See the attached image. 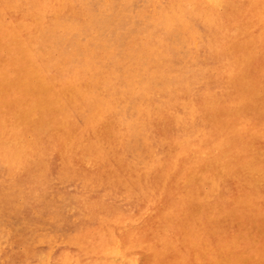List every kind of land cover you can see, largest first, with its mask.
Wrapping results in <instances>:
<instances>
[{"label": "rangeland", "instance_id": "374dc122", "mask_svg": "<svg viewBox=\"0 0 264 264\" xmlns=\"http://www.w3.org/2000/svg\"><path fill=\"white\" fill-rule=\"evenodd\" d=\"M0 1V18L2 19H0V60H3V62L5 61L4 63L0 61V67L2 66L0 69V122L4 123L3 125L1 124L2 127L0 125V133L3 131L0 134V155L1 152L2 154H4L0 156V264H143V262H145L144 264H253L255 263V261H259V263L257 262L258 264H264V104H262L264 103L262 102L264 101V65H262L264 63V0H234V2L233 0H24L25 2L23 0H8L9 2H6L7 0ZM9 3L11 5H9ZM169 4L172 5L170 6ZM261 4H263V6ZM28 5H31V8ZM14 6L17 9H15ZM19 7L20 9H18ZM24 7L27 8L25 9ZM81 7L84 8L80 9ZM203 7L205 8L203 9ZM193 8L198 12L193 10ZM73 10L75 11V13L73 12ZM190 10L192 11V13H190ZM203 10L206 12H203ZM47 11L49 13H47ZM76 11L77 13L79 12V15L76 13ZM187 11L189 12V14ZM83 13L85 14L81 15ZM75 14L77 15L75 16ZM69 15H71V17ZM251 15L254 16L252 17ZM188 16L192 17L188 18ZM199 16L201 17V19ZM79 17H81V19H79ZM213 22L215 25H213ZM228 23H230L231 25L233 23V25H228ZM4 25H6L7 27H4ZM205 25L207 28L205 27ZM20 26L21 28L19 29ZM210 26H214L215 28H210ZM218 27H220V31L222 32L221 36L223 34L222 37L220 36ZM14 28H17V30ZM53 28L55 29L53 30ZM162 28L163 32L161 30ZM152 29L155 32V35H153V31L149 32ZM252 31L255 36H253L254 34H252ZM202 32L204 33L202 34ZM209 32H211L210 34L212 36L210 34H207ZM38 35L42 38L40 37L39 39ZM192 36H194V38L196 39L195 41ZM248 36L250 38H248ZM174 39L176 40V42L174 41ZM33 40H35L36 43ZM50 40L52 43L49 42V44L51 43L49 45L48 41ZM224 40L226 41L224 42ZM227 41H229V43ZM212 42L213 44H211ZM217 42L221 43H218L217 45ZM26 43H29V46ZM31 43L35 44V48ZM201 43H203V45H206V48H204ZM37 44L38 46H36ZM22 45L25 47H23ZM54 48L57 51H55ZM48 49L49 51L47 52ZM158 49L163 50L160 51ZM195 49L197 50L195 51ZM224 49H226V52ZM169 50H171V52ZM229 52L232 53V55L228 54ZM213 54L214 58H212ZM50 55H53L54 57ZM204 56L206 58H204ZM41 57H44V59ZM33 58L37 61H35V64L33 63ZM215 58H217V60H215ZM220 58H222L223 60ZM6 59H8L9 61ZM205 59L208 63H206V61L204 62ZM208 59L211 60V62ZM228 59L230 61H228ZM62 62H66V64ZM239 62L241 63L239 64ZM230 63L232 64V66ZM39 64L41 65L39 66ZM55 64L56 68L54 67ZM50 66L51 69L49 68ZM46 68L49 70L46 71ZM260 68H262L263 70H261ZM224 69L226 70L224 71ZM61 70H64L65 72ZM234 70H236V72L238 73H236ZM240 70H242V73ZM218 71L220 72L218 73ZM9 72L12 76H7ZM186 72H188V74ZM46 73L48 77L46 76ZM227 74L232 76L228 77ZM235 75H237V77ZM240 76L243 77L241 78ZM230 77H232V79ZM239 78L241 79L239 80ZM73 80L74 82H72ZM210 80L213 83H211ZM254 80H256V82ZM240 81L242 82L239 84L238 82ZM244 81L246 82L245 84ZM262 81L263 83L261 84ZM222 82L225 83L223 84ZM242 83L244 84V86ZM233 84L235 85V87L233 86ZM261 85L262 87H260ZM232 86L234 87V89L238 88V92L236 89V91H234ZM13 87H15L14 90ZM84 87L86 89H84ZM169 87H171L172 89H170ZM205 87H208V91H206L207 89ZM99 88H101L100 91ZM186 88H188L189 90ZM258 88L259 91L257 90ZM103 90H105L106 95L104 94ZM171 90H173V92ZM194 90L195 92H197L198 90L197 94H199L197 95L195 92H193ZM10 92H12L13 94H9ZM80 92H83V94ZM100 92L102 93L100 94ZM226 92L229 95H227ZM241 92L242 95L243 93L245 95L241 96ZM78 93H80L81 96ZM194 94L197 96H194ZM127 95L129 96L127 97ZM170 95H172V99ZM7 96H9V98ZM150 96H152V100ZM244 96H246L247 98L245 97L243 99L242 97ZM114 97L116 98L114 99ZM224 97L229 98L225 99ZM234 97L236 98L234 99ZM251 97L253 99L255 98V102L256 100L259 102L253 104L254 101ZM182 98H184L185 101ZM82 100L83 106L80 105L82 103ZM149 100L152 102H150ZM191 100L193 102H191ZM220 101L222 104L220 103ZM237 101L243 102L244 104L239 102L240 105L238 106L239 103H237ZM71 102H74V105ZM185 102L187 103V105H189V107ZM251 103L252 105H250ZM191 104H197V106H191ZM229 104H234L232 105L234 109L233 107H230L231 105L228 106ZM13 105L15 109L14 107H12ZM253 105L256 106L253 107ZM170 106L173 107L171 108ZM84 109L86 112L84 111ZM196 110L200 114H198ZM191 111H193L194 114ZM64 112L66 115H64ZM181 112L183 113L181 114ZM239 112H241V114ZM251 112H254V115ZM172 113H174V115L176 116H173ZM185 113H187L186 116ZM106 114L111 115L105 116ZM163 115H165L164 119L160 118ZM199 115L204 117V120H202L203 118ZM75 116L77 119L74 118ZM197 116L199 119L197 118ZM9 117H11V119H8ZM176 117L177 119L175 120L174 118ZM206 117L209 118L206 119ZM91 119H93V121ZM211 119L215 120L216 122L217 120H219L220 123L219 121L217 122L219 126H217L216 123L214 124V121L211 122ZM188 120L189 122H191V124L188 123ZM199 120L200 122H198ZM9 122L11 123L7 124ZM205 122L208 124H206ZM197 123L198 125H200L199 123H201V126H198ZM202 124L205 125V127H202ZM210 124L214 126L212 127L210 126ZM175 125L177 128L175 127ZM229 125L233 129H228V127L231 128ZM238 126L240 127L238 128ZM116 127H118L119 129ZM121 127H123V131H120ZM208 127L209 130L210 127L219 129L218 131H216L215 129L213 130L211 128L210 131L213 132L211 133L207 129ZM220 127L224 128L222 129ZM153 128H155L156 130L154 131ZM181 129H183V131ZM201 129H205L204 133ZM238 129L239 131H237ZM15 130L17 131L15 132ZM206 131L210 132L211 134ZM233 131L234 133L236 132V135L231 134L233 133ZM217 132H219L220 134H218ZM74 133H77V136ZM161 133L164 135V137ZM171 133H173L174 137L171 136ZM227 133L229 134V136H227ZM223 134L225 135V137ZM240 134L243 137H241L242 140L239 137ZM215 135L219 138H214ZM45 136L47 138H45ZM49 138H51V140ZM95 138L97 140H95ZM177 138L179 141L177 140ZM223 138H226L225 141H223ZM54 139L55 142L53 141ZM221 139H223L222 145L220 143ZM207 140L208 142H206ZM2 141L4 142V144H2ZM239 141L241 142L239 143ZM39 142L41 143V145L39 144ZM209 142L211 143L210 145ZM205 143L207 145H205ZM242 144H244V149L242 148ZM79 145H82L83 147ZM240 145L241 148H239ZM2 146L3 148H1ZM199 146L200 149L198 148ZM202 146H204L205 148H201ZM182 147L184 148V150ZM208 149H210V151H207ZM43 150H46L47 152H44ZM245 150L247 153H240ZM92 151H94V153ZM223 151L226 152V154ZM230 151L233 152L231 155ZM41 152L43 153L41 154ZM205 152H207V155L205 154ZM255 152L259 154L257 155ZM79 153L85 155L82 156ZM221 153H224L223 156H221ZM98 154H100L99 158ZM128 154L129 157L127 156ZM251 154L253 157H251ZM29 155L34 156L35 161L33 160V157ZM196 155H200L202 161L200 159V156L198 157ZM205 155L207 157H205ZM214 155H216V159H213L215 158L213 157ZM92 156H97V158ZM254 156L257 157L254 158ZM203 157H205V160H203ZM247 157L248 159L250 157V160L246 159ZM195 158L197 159V162ZM218 158H220L221 160ZM18 159L21 160L18 161ZM36 159L39 161H36ZM93 159L95 160L93 161ZM208 159H210V161H206ZM243 159H245V163H242L244 162ZM90 160L91 162L93 161L92 164L90 163ZM114 160H116L118 163ZM174 160H176L177 163ZM183 160L186 162H184ZM217 160L220 161L218 162ZM259 160L263 161L261 162ZM121 161H124L127 165L124 162L122 164ZM168 161L171 163H169ZM203 161H205V163ZM18 162H21L23 165L21 163L19 164ZM213 162H215V165L213 164ZM233 162L235 163V165L238 164L237 167H234ZM25 163L28 164L24 167ZM80 163L83 164V168L81 167V169ZM160 163L162 164V166ZM255 163H258L257 166H254L256 165ZM157 164L159 167L156 166ZM194 164L197 166H195ZM71 165L73 166V169ZM118 165L119 167H117ZM122 165L125 169L122 167ZM227 165L229 167L231 166V169ZM164 166L166 167L164 168ZM175 166H180V168L175 169ZM181 166L184 168H182ZM113 167H116V169H114ZM260 167H262L261 170H259ZM86 168H88V170H86ZM93 168L94 170L91 171ZM170 168L173 172H170ZM26 169H28V173H26ZM107 169L108 171H106ZM122 169L124 170L122 171ZM163 169H165V171ZM23 170L25 171V173ZM78 170L80 171V174ZM159 170L161 172L163 170V172L161 173ZM189 170L192 171L190 172ZM53 171L54 173H52ZM126 171L128 172L126 173ZM240 171L242 172V174ZM46 172L49 174H47ZM186 172L188 174H186ZM222 172H224L223 175L221 174ZM226 172L231 175V177ZM246 172L247 174H249L247 175ZM33 174L36 175L32 176ZM103 174L105 175L103 176ZM204 174L205 176L209 174L211 178L209 175L205 178ZM219 174H221V176ZM217 175L218 177L220 176L222 178H218ZM186 176H189V178ZM192 176L195 180L193 178H190ZM257 176H259L260 178H257ZM166 177L168 178L167 180ZM198 177H200L201 179ZM140 178L143 179V181ZM192 179L194 182L192 181ZM183 180L186 181L184 182ZM218 180H221V182H219ZM175 181L178 182L176 183ZM158 182L160 184H158ZM188 182L190 183L189 185H187ZM213 182L215 184H212ZM242 182H244V184ZM251 182L252 184H254L252 185ZM182 183H186V185L184 184L185 189ZM239 184L241 185V188ZM245 184L246 186H244ZM33 185L35 188L33 187ZM144 185H146V187ZM255 185H257L256 188H251L255 187ZM230 186L231 188H229ZM167 187H169L170 189L168 188L167 190ZM219 187H222V189ZM217 188H219V190ZM198 190L200 193L198 192ZM179 191L181 193H184L181 194ZM94 193L96 194L94 195ZM173 193H175L177 197L174 196ZM188 193L193 195L190 196ZM89 195L91 197H89ZM185 196H190L191 199H189L190 197L187 198ZM211 196L214 197V201ZM156 197H160V200ZM163 197H165L167 200ZM193 197H197L195 203L197 201L200 203L197 202L195 204L193 201ZM219 197L222 199H220ZM112 198L115 200H112ZM185 198L187 199L185 200ZM178 199L180 200V202H183L184 200L185 202L180 203ZM129 200H131L132 203H130ZM216 200L218 201L217 203L215 202ZM227 200H229L230 203ZM233 200L238 204V206L233 202ZM100 201L102 202V204ZM156 201H160L158 202L159 204H157ZM204 201L207 202V204ZM105 202L106 204H103ZM125 202H127V205L125 204ZM111 203H113L115 206ZM187 203L190 204V207ZM203 203H205L206 205H204ZM118 204H120L119 209H117ZM252 204L253 206H250ZM100 205H102L103 208ZM233 205L236 207H234ZM157 206L159 210L157 209ZM257 206L259 207V210H257ZM127 207H129V209ZM174 207H176L175 210H172ZM180 207H183L182 210H180ZM98 208L102 209L103 211L99 210ZM124 208L125 210H123ZM198 208H201L203 210ZM186 209H190V211H187ZM98 210L100 211V213ZM133 210H135L136 212ZM176 210L178 211L176 212ZM242 210L243 212H241ZM159 211L162 213H160ZM232 211H234V213H232ZM122 212H124V216ZM131 212L133 213V215ZM187 214L189 215V218ZM110 215H112L113 217H109ZM190 215H192V217ZM117 216L119 217V219L117 218ZM143 216L145 218H143ZM194 217L196 218L194 219ZM238 217L240 219H238ZM179 218L180 220L178 221ZM103 219L107 221L105 222ZM254 220H256L255 223L257 222L258 224H253ZM97 221L102 222V224ZM95 222L101 224L102 226L99 224L97 225ZM185 222L187 225L185 224ZM259 223L261 224L259 225ZM95 224L97 229H95ZM103 224H105V226ZM110 225L115 229L113 230ZM160 225L162 227H160ZM104 227H106V230ZM136 228L138 229L136 230ZM218 228H220L221 230ZM258 228L261 231L258 230ZM189 231L191 233H189ZM105 234H107L108 236ZM131 235H133V237ZM137 236L140 237L138 238ZM188 236H190V240H188ZM133 238H135L136 240H134ZM203 238L204 240H202ZM231 241L233 243H231ZM139 242H141V245L139 244ZM205 244L207 245L205 246ZM180 245L182 246V248ZM256 246H258L259 248ZM134 247H139L141 249H134ZM146 247H148L149 250ZM172 247L175 250H173ZM193 248H196V250H194ZM220 248L222 250V253ZM208 249L209 251H207ZM113 250L117 251L113 252ZM148 251H150L151 253ZM201 252H203V254ZM196 254L197 256H195ZM158 255L160 257H158ZM228 255L230 256L228 257ZM253 256L255 257V259L253 258ZM152 257L154 259H152ZM157 257L158 259L155 260V258ZM161 257L163 261L161 260ZM218 258H222V261L218 260ZM224 258L226 259L225 262ZM149 259H152V261ZM236 259H238V261H236ZM198 260L202 262L199 261V263Z\"/></svg>", "mask_w": 264, "mask_h": 264}, {"label": "bare ground", "instance_id": "6f19581e", "mask_svg": "<svg viewBox=\"0 0 264 264\" xmlns=\"http://www.w3.org/2000/svg\"><path fill=\"white\" fill-rule=\"evenodd\" d=\"M12 1H13V0H12ZM17 1H18V0H17ZM19 1H20V0H19ZM23 1H24V0H23ZM185 1H186V0H185ZM185 1H184V2H185ZM193 1H196V0H193ZM0 2H1V1H0ZM6 2H9V1L7 0ZM24 2H25V1H24ZM24 2H23V3H24ZM161 2H162V1H161ZM189 2H190V1H189ZM233 2H234V0H233ZM4 3H5V2H4ZM77 3H78V2H77ZM88 3H90V2H88ZM166 3H167V2H166ZM195 3H196V2H195ZM1 4H2V3H1ZM18 4H19V3H18ZM21 4H22V3H21ZM25 4H26V3H25ZM34 4H36V3H34ZM34 4H33V5H34ZM47 4H48V3H47ZM58 4H59V2H58ZM185 4H186V3H185ZM185 4H184V5H185ZM197 4H198V1H197ZM9 5H11V4L9 3ZM22 5H23V4H22ZM22 5H21V8H22ZM165 5H166V4H165ZM167 5H168V4H167ZM169 5H170V4H169ZM171 5H172V4H171ZM171 5H170V6H171ZM199 5H200V4H199ZM261 5L263 6V4H261ZM15 6H16V5H15ZM15 6H14V8L17 9ZM28 6H29V5H28ZM49 6H50V5H49ZM49 6H48V7H49ZM51 6H52V5H51ZM79 6H80V5H79ZM170 6H169V8H170ZM185 6H186V5H185ZM188 6H191V5H188ZM188 6H187V7H188ZM0 7H1V6H0ZM4 7H5V5H4ZM29 7L31 8V5H30ZM45 7H46V6H45ZM196 7H197V6H196ZM24 8L26 9L27 7H24ZM57 8H58V6H57ZM60 8H61V6H60ZM62 8H63V7H62ZM65 8H66V7H65ZM71 8H72V7H71ZM73 8H74V7H73ZM83 8H84V7H83ZM83 8L81 7L80 9H83ZM167 8H168V7H167ZM184 8H186V7H184ZM189 8H190V7H189ZM204 8H205V7H203V9H204ZM253 8H254V7H253ZM18 9H20V7H19ZM40 9H41V8H40ZM75 9H76V7H75ZM93 9H94V8H93ZM201 9H202V8H201ZM255 9H256V8H255ZM5 10H6V9H5ZM22 10H23V9H22ZM22 10H21V11H22ZM30 10H31V9H30ZM48 10H49V9H48ZM60 10H61V9H60ZM71 10H72V9H71ZM95 10H96V9H95ZM193 10H195V9L193 8ZM208 10H209V9H208ZM219 10H220V9H219ZM256 10H257V9H256ZM24 11H25V10H24ZM33 11H34V10H33ZM44 11H45V10H44ZM50 11H51V10H50ZM53 11H54V10H53ZM57 11H58V10H57ZM83 11H84V10H83ZM175 11H177V10H175ZM190 11H191V10H190ZM195 11H197V10H195ZM211 11H212V10H211ZM1 12H2V11H1ZM61 12H62V11H61ZM73 12L75 13L74 10H73ZM81 12H82V11H81ZM187 12H188V11H187ZM197 12H198V11H197ZM203 12H206V11L203 10ZM229 12H230V11H229ZM253 12H254V11H253ZM3 13H4V12H3ZM33 13H35V12H33ZM47 13H49V12L47 11ZM69 13H70V12H69ZM71 13H72V11H71ZM76 13H77V11H76ZM78 13H79V12H78ZM78 13H77V14H78ZM190 13H192V11H191ZM210 13H211V12H210ZM250 13H251V12H250ZM258 13H259V12H258ZM258 13H257V14H258ZM9 14H10V13H9ZM37 14H39V13H37ZM40 14H41V13H40ZM43 14H44V13H43ZM77 14H75V16H76ZM84 14H85V13H83V14H81V15H84ZM175 14H176V13H175ZM188 14H189V12H188ZM3 15H4V14H3ZM6 15H7V14H6ZM73 15H74V14H73ZM78 15H79V14H78ZM169 15H170V14H169ZM205 15H206V14H205ZM66 16H67V15H66ZM69 16L71 17V15H69ZM145 16H146V15H145ZM201 16H202V14H201ZM230 16H231V15H230ZM251 16L253 17L254 15H251ZM1 17H2V16H1ZM5 17H7V16H5ZM9 17H10V16H9ZM63 17H64V16H63ZM77 17H78V16H77ZM181 17H182V16H181ZM189 17L191 18L192 16H188V18H189ZM199 17H200V16H199ZM204 17H205V16H204ZM214 17H215V16H214ZM52 18H53V17H52ZM55 18H57V17H55ZM84 18H85V17H84ZM162 18H163V17H162ZM173 18H174V17H173ZM208 18H209V17H208ZM212 18H213V17H212ZM220 18H221V17H220ZM255 18H256V15H255ZM0 19H1V18H0ZM79 19H81V17H79ZM177 19H178V18H177ZM197 19H198V18H197ZM197 19H196V20H197ZM200 19H201V17H200ZM218 19H219V18H218ZM1 20H2V19H1ZM82 20H83V19H82ZM163 20H165V19H163ZM193 20H194V19H193ZM222 20H223V19H222ZM226 20H227V19H226ZM230 20H231V19H230ZM179 21H180V20H179ZM190 21H191V20H190ZM207 21H208V20H207ZM219 21H220V20H219ZM228 21H229V20H228ZM231 21H232V20H231ZM256 21H257V20H256ZM256 21H255V22H256ZM1 22H2V21H1ZM3 22H4V21H3ZM6 22H9V21H6ZM11 22H12V21H11ZM19 22H22V21H19ZM79 22H80V21H79ZM152 22H153V21H152ZM167 22H168V21H167ZM195 22H196V21H195ZM215 22H216V21H215ZM258 22H259V21H258ZM258 22H257V23H258ZM15 23H16V22H15ZM15 23H14V24H15ZM154 23H155V22H154ZM164 23H165V22H164ZM164 23H163V24H164ZM197 23H198V22H197ZM223 23H224V22H223ZM226 23H227V21H226ZM234 23H235V21H234ZM261 23H262V22H261ZM7 24H8V23H7ZM14 24H13V25H14ZM179 24H180V23H179ZM193 24H194V23H193ZM199 24H200V23H199ZM217 24H218V22H217ZM219 24H221V23H219ZM224 24H225V23H224ZM224 24H222V25H224ZM229 24H230V23H228V25H229ZM22 25H23V24H22ZM22 25H21V26H22ZM195 25H196V24H195ZM213 25H215L214 22H213ZM230 25H231V24H230ZM232 25H233V23H232ZM232 25H231V26H232ZM246 25H247V24H246ZM252 25H253V24H252ZM5 26H6V25H4V27H5ZM21 26L19 27V29L21 28ZM28 26H29V25H28ZM163 26H164V25H163ZM201 26H202V25H201ZM220 26H221V25H220ZM231 26H230V27H231ZM6 27H7V26H6ZM30 27H31V26H30ZM205 27H206V25H205ZM213 27H214V26H213ZM213 27L210 26V28H213ZM97 28H98V27H97ZM206 28H207V27H206ZM206 28H205V30H206ZM214 28H215V27H214ZM218 28H219V32H220V36H221V33H222V32L220 31V27H218ZM263 28H264V26H263ZM6 29H7V28H6ZM14 29L17 30V28H14ZM19 29H18V30H19ZM54 29H55V28H53V30H54ZM197 29H198V28H197ZM223 29H224V27H223ZM225 29H226V25H225ZM0 30H1V29H0ZM58 30H59V29H58ZM161 30H162V32H163V28H162ZM161 30H160V31H161ZM230 30H231V29H230ZM37 31H38V30H37ZM81 31H82V30H81ZM148 31H149V30H148ZM152 31H153V29H152L151 31H149V32H152ZM175 31H176V30H175ZM180 31H181V30H180ZM200 31H201V30H200ZM213 31H214V30H213ZM222 31H223V30H222ZM227 31H228V30H227ZM231 31H232V30H231ZM8 32H9V31H8ZM67 32H68V31H67ZM91 32H92V31H91ZM164 32H165V31H164ZM169 32H170V31H169ZM188 32H189V31H188ZM206 32H207V31H206ZM206 32H205V33H206ZM76 33H77V32H76ZM152 33H153V35H155V34H154V33H155L154 31H153ZM183 33H184V32H183ZM203 33H204V32H202V34H203ZM210 33H211V32H209V33H207V34H210ZM214 33H216V32H214ZM224 33H225V32H224ZM226 33H227V32H226ZM235 33H236V32H235ZM10 34H11V32H10ZM12 34H13V32H12ZM158 34H159V33H158ZM160 34H161V33H160ZM218 34H219V33H218ZM229 34H230V33H229ZM233 34H234V33H233ZM252 34H254L253 31H252ZM15 35H16V34H15ZM192 35H193V34H192ZM210 35H211V34H210ZM234 35H235V34H234ZM234 35H233V36H234ZM244 35H245V34H244ZM10 36H11V35H10ZM13 36H14V35H13ZM38 36H39V35H38ZM148 36H149V35H148ZM202 36H203V35H202ZM207 36H208V35H207ZM211 36H212V35H211ZM215 36H216V35H215ZM222 36H223V34H222ZM222 36H221V37H222ZM226 36H227V35H226ZM253 36H255V34H254ZM11 37H12V36H11ZM11 37H10V38H11ZM40 37H41V36H39V39H40ZM70 37H71V36H70ZM70 37H69V38H70ZM142 37H143V36H142ZM153 37H154V36H153ZM160 37H161V35H160ZM164 37H165V36H164ZM164 37H163V40H164ZM196 37H197V36H196ZM263 37H264V36H263ZM36 38H37V37H36ZM41 38H42V37H41ZM192 38H194V36H192ZM192 38H191V39H192ZM202 38H203V37H202ZM209 38H210V37H209ZM214 38H215V37H214ZM230 38H231V37H230ZM235 38H236V37H235ZM238 38H239V37H238ZM238 38H237V39H238ZM248 38H250V37L248 36ZM75 39H76V38H75ZM75 39H73V40H75ZM151 39H152V37H151ZM154 39H155V38H154ZM158 39H159V38H158ZM210 39H211V38H210ZM227 39H228V38H227ZM227 39H226V40H227ZM231 39H232V38H231ZM48 40H49V39H48ZM71 40H72V39H71ZM133 40H134V39H133ZM163 40H162V41H163ZM168 40H169V39H168ZM192 40H193V39H192ZM195 40H196V39L194 38V41H195ZM212 40H213V39H212ZM226 40H224V42H225ZM238 40H239V39H238ZM256 40H257V39H256ZM19 41H20V40H19ZM33 41H35V40H33ZM76 41H77V40H76ZM151 41H152V40H151ZM153 41H154V40H153ZM174 41L176 42L175 39H174ZM7 42H8V41H7ZM25 42H26V41H25ZM49 42H51V40L48 41V44H49ZM62 42H63V41H62ZM148 42H149V41H148ZM155 42H156V41H155ZM163 42H164V41H163ZM192 42H193V41H192ZM227 42L229 43V41H227ZM256 42H257V41H256ZM262 42H263V41H262ZM23 43H24V42H23ZM35 43H36V41H35ZM40 43H41V42H40ZM51 43H52V42H51ZM51 43H50V44H51ZM168 43H169V42H168ZM193 43H194V42H193ZM197 43H198V42H197ZM218 43H221V42H217V45H218ZM228 43H227V44H228ZM24 44H25V43H24ZM26 44H28V46H29V43H26ZM31 44H33V43H31ZM31 44H30V45H31ZM50 44H49V45H50ZM207 44H208V43H207ZM211 44H213V42H212ZM227 44H226V45H227ZM259 44H260V43H259ZM19 45H20V44H19ZM34 45H35V44H33V46H34ZM39 45H40V44H39ZM43 45H44V44H43ZM197 45H198V44H197ZM201 45H203V43H201ZM209 45H210V43H209ZM217 45H216V47H217ZM220 45H221V44H220ZM12 46H13V45H12ZM14 46H15V45H14ZM17 46H18V45H17ZM22 46H23V45H22ZM36 46H38V44H37ZM53 46H54V45H53ZM175 46H176V45H175ZM203 46H204V48H206V45H203ZM23 47H25V46H23ZM30 47H31V46H30ZM50 47H51V46H50ZM54 47H55V46H54ZM157 47H158V46H157ZM191 47H192V46H191ZM191 47H190V48H191ZM209 47H210V46H209ZM220 47H222V46H220ZM220 47H219V48H220ZM34 48H35V46H34ZM161 48H162V47H161ZM32 49H33V48H32ZM52 49H53V48H52ZM211 49H212V48H211ZM222 49H223V48H222ZM34 50H35V49H34ZM54 50H55V48H54ZM62 50H63V49H62ZM158 50H160V49H158ZM162 50H163V49H162ZM162 50H160V51H162ZM196 50H197V49H195V51H196ZM224 50H225V52H226V49H224ZM11 51H12V48H11ZM37 51H38V50H37ZM48 51H49V49L47 50V52H48ZM55 51H57V50H55ZM65 51H66V50H65ZM69 51H70V50H69ZM169 51L171 52V50H169ZM220 51H222V50H220ZM9 52H10V51H9ZM29 52H30V51H29ZM33 52H34V51H33ZM192 52H193V51H192ZM13 53H14V51H13ZM55 53H56V52H55ZM63 53H64V52H63ZM160 53H161V52H160ZM213 53H214V52H213ZM142 54H143V53H142ZM216 54H217V53H216ZM216 54H215V55H216ZM228 54H231V55H232V53H230V52H229ZM1 55H2V54H1ZM7 55H10V54H7ZM14 55H15V53H14ZM32 55H33V53H32ZM37 55H39V54H37ZM71 55H72V54H71ZM145 55H146V54H145ZM156 55H158V54H156ZM198 55H199V52H198ZM200 55H201V54H200ZM210 55H211V54H210ZM224 55H225V54H224ZM42 56H44V55H42ZM50 56L54 57L53 55H50ZM94 56H95V55H94ZM193 56H194V55H193ZM206 56H207V55H206ZM208 56H209V55H208ZM212 56H213L212 58H214V54H213ZM242 56H243V55H242ZM35 57H36V56H35ZM38 57H39V56H38ZM59 57H61V56H59ZM228 57H229V56H228ZM228 57H227V58H228ZM2 58H3V56H2ZM5 58H6V57H5ZM5 58H4V59H5ZM9 58H10V57H9ZM25 58H26V57H25ZM29 58H30V57H29ZM41 58L44 59V57H41ZM50 58H51V57H50ZM72 58H73V57H72ZM75 58H76V57H75ZM75 58H74V59H75ZM204 58H206V57L204 56ZM210 58H211V56H210ZM0 59H1V58H0ZM36 59H37V58H36ZM39 59H40V58H39ZM70 59H71V58H70ZM165 59H167V58H165ZM220 59H222V58H220ZM231 59H232V58H231ZM255 59H257V58H255ZM6 60H8V59H6ZM32 60H34V58H33ZM48 60H49V59H48ZM58 60H60V59H58ZM72 60H73V59H72ZM75 60H76V59H75ZM208 60H209V59H208ZM215 60H217V58H215ZM215 60H214V61H215ZM222 60H223V59H222ZM239 60H240V58H239ZM0 61L3 62V60H0ZM8 61H9V60H8ZM17 61H18V60H17ZM20 61H21V60H20ZM35 61H36V60H34V62H33L34 64H35ZM41 61H42V60H41ZM41 61H40V63H41ZM44 61H45V60H44ZM56 61H57V60H56ZM78 61H79V60H78ZM197 61H198V60H197ZM201 61H202V60H201ZM205 61H206V59L204 60V62H205ZM209 61L211 62V60H209ZM212 61H213V60H212ZM219 61H220V60H219ZM228 61H230V60L228 59ZM231 61H232V60H231ZM235 61H236V60H235ZM4 62H5V61H4ZM4 62H3V63H4ZM18 62H19V61H18ZM30 62H31V60H30ZM30 62H29V63H30ZM36 62H37V61H36ZM58 62H59V61H58ZM72 62H74V61H72ZM199 62H200V60H199ZM215 62H216V61H215ZM15 63H16V60H15ZM59 63H60V62H59ZM62 63H64V62H62ZM67 63H68V62H67ZM76 63H77V61H76ZM206 63H208V62L206 61ZM217 63H218V62H217ZM219 63H220V62H219ZM228 63H229V62H228ZM232 63H233V62H232ZM240 63H241V62H239V64H240ZM256 63H257V62H256ZM259 63H260V62H259ZM259 63H258V64H259ZM261 63H262V62H261ZM37 64H38V63H37ZM60 64H61V63H60ZM64 64H66V62H65ZM192 64H193V63H192ZM210 64H211V63H210ZM215 64H216V63H215ZM230 64H231V63H230ZM233 64H234V63H233ZM258 64H257V65H258ZM16 65H17V64H16ZM40 65H41V64H39V66H40ZM57 65H58V64H57ZM61 65H62V64H61ZM190 65H191V64H190ZM236 65H237V63H236ZM253 65H254V64H253ZM262 65H264V63H263ZM192 66H193V65H192ZM210 66H211V65H210ZM228 66H229V65H228ZM231 66H232V64H231ZM231 66H230V67H231ZM240 66H241V65H240ZM1 67H2V66H1ZM1 67H0V69H1ZM21 67H22V64H21ZM26 67H28V66H26ZM54 67L56 68V64L54 65ZM60 67H62V66H60ZM65 67H66V66H65ZM189 67H191V66H189ZM260 67H261V66H260ZM4 68H5V67H4ZM4 68H3V69H4ZM6 68H8V67H6ZM18 68H19V67H18ZM39 68H40V67H39ZM47 68H48V67H47ZM47 68H46V71L49 70V69H47ZM49 68L51 69V66H50ZM232 68H233V67H232ZM234 68H235V67H234ZM3 69H2V70H3ZM72 69H73V68H72ZM258 69H259V68H258ZM260 69L263 70L262 68H260ZM18 70H20V69H18ZM59 70H60V69H59ZM189 70H190V69H189ZM198 70H199V69H198ZM225 70H226V69H224V71H225ZM230 70H231V69H230ZM230 70H229V71H230ZM238 70H239V69H238ZM242 70H243V69H242ZM242 70H240L241 73H242ZM261 70H259V71H261ZM3 71H4V70H3ZM8 71H9V69H8ZM50 71H51V70H50ZM61 71H64V70H61ZM65 71H66V68H65ZM65 71H64V72H65ZM195 71H197V70H195ZM209 71H210V69H209ZM214 71H215V70H214ZM232 71H233V70H232ZM234 71L236 72V70H234ZM6 72H7V71H6ZM69 72H70V71H69ZM190 72H191V71H190ZM219 72H220V71H218V73H219ZM230 72H231V71H230ZM20 73H21V72H20ZM40 73H41V71H40ZM51 73H52V72H51ZM61 73H62V72H61ZM186 73L188 74V72H186ZM197 73H198V72H197ZM197 73H196V76H197ZM204 73H205V72H204ZM225 73H226V72H225ZM236 73H238V72H236ZM241 73H240V74H241ZM255 73H256V72H255ZM263 73H264V71H263ZM13 74H14V72H13ZM55 74H56V73H55ZM57 74H58V73H57ZM68 74H69V73H68ZM189 74H190V73H189ZM194 74H195V73H194ZM205 74H206V73H205ZM222 74H223V73H222ZM228 74H229V73H228ZM228 74H227V75H228ZM232 74H233V73H232ZM256 74H257V73H256ZM261 74H262V72H261ZM261 74H258V75H261ZM9 75L12 76V75L10 74V72H9V74H7V76H9ZM49 75H51V74H49ZM225 75H226V74H225ZM225 75H224V76H225ZM237 75H238V74H237ZM237 75H235V76L237 77ZM7 76H6V77H7ZM13 76H14V75H13ZM15 76H16V75H15ZM46 76H47V73H46ZM69 76H70V75H69ZM69 76H68V77H69ZM116 76H117V75H116ZM186 76H187V75H186ZM202 76H203V75H202ZM204 76H205V75H204ZM229 76H232V75H228V77H229ZM250 76H251V75H250ZM250 76H249V77H250ZM256 76H257V75H256ZM47 77H48V76H47ZM200 77H201V76H200ZM219 77H220V76H219ZM238 77H239V76H238ZM240 77L242 78L243 76H240ZM211 78H213V77H211ZM226 78H227V77H226ZM230 78L232 79V77H230ZM241 78H239V80H240ZM260 78H261V77H260ZM15 79H16V78H15ZM182 79H183V78H182ZM244 79H245V78H244ZM249 79H250V78H249ZM256 79H257V78H256ZM67 80H68V78H67ZM208 80H209V79H208ZM216 81H217V80H216ZM222 81H223V80H222ZM230 81H231V80H230ZM230 81H229V82H230ZM237 81H238V79H237ZM254 81L256 82V80H254ZM2 82H3V80H2ZM4 82H5V80H4ZM72 82H74V80H73ZM75 82H76V81H75ZM82 82H83V81H82ZM101 82H102V81H101ZM101 82H100V83H101ZM205 82H206V81H205ZM210 82H211V80H210ZM229 82H228V83H229ZM241 82H242V81H240V82H238V83L240 84ZM249 82H250V81H249ZM50 83H52V82H50ZM100 83H99V85H100ZM180 83H181V81H180ZM211 83H213V82H211ZM216 83H217V82H216ZM219 83H220V81H219ZM222 83H223V82H222ZM224 83H225V82H224ZM224 83H223V84H224ZM230 83H231V82H230ZM235 83H236V82H235ZM235 83H234V84H235ZM245 83H246V82L244 81V84H245ZM247 83H248V82H247ZM250 83H251V82H250ZM250 83H249V84H250ZM262 83H263V81L261 82V84H262ZM170 84H171V83H170ZM234 84H233V86L235 87ZM242 84H243V83H242ZM244 84H243V86H244ZM110 85H111V83H110ZM228 85H229V84H228ZM254 85H255V84H254ZM258 85H259V84H258ZM263 85H264V83H263ZM82 86H83V85H82ZM82 86H81V87H82ZM88 86H90V85H88ZM170 86H172V85H170ZM179 86H180V85H179ZM210 86H211V85H210ZM233 86H232V87H233ZM237 86H238V85H237ZM237 86H236V87H237ZM81 87H80V88H81ZM107 87H108V86H107ZM107 87H106V88H107ZM172 87H174V86H172ZM175 87H177V86H175ZM186 87H187V86H186ZM200 87H201V86H200ZM212 87H213V86H212ZM232 87H231V88H232ZM234 87H233V89H234ZM260 87H262V85H261ZM14 88H15V87H13V90H14ZM80 88H79V89H80ZM169 88L172 89L171 87H169ZM183 88H184V87H183ZM195 88H196V87H195ZM205 88H206V87H205ZM226 88H227V87H226ZM240 88H241V87H240ZM248 88H249V87H248ZM256 88H257V84H256ZM263 88H264V86H263ZM263 88H262V89H263ZM84 89H86V88L84 87ZM96 89H97V88H96ZM100 89H101V88H99V91H100ZM177 89H178V88H177ZM177 89H176V90H177ZM186 89H188V88H186ZM199 89H200V88H199ZM206 89H207L206 91H208V87H207ZM224 89H225V87H224ZM228 89H229V88H228ZM235 89H236V88H235ZM235 89H234V91H236L238 88H237L236 90H235ZM241 89H242V88H241ZM251 89H252V88H251ZM4 90H5V88H4ZM11 90H12V89H11ZM97 90H98V89H97ZM188 90H189V89H188ZM204 90H205V89H204ZM229 90H230V89H229ZM242 90H243V89H242ZM246 90H247V89H246ZM257 90L259 91V88H258ZM48 91H49V90H48ZM84 91H85V90H84ZM95 91H96V90H95ZM103 91H104V94L106 95L105 90H103ZM103 91H102V92H103ZM171 91L173 92V90H171ZM227 91H228V90H227ZM230 91H231V90H230ZM232 91H233V90H232ZM13 92H14V91H13ZM102 92H100V94H101ZM111 92H112V91H111ZM165 92H166V91H165ZM186 92H187V91H186ZM193 92H195V90H194ZM193 92H192V93H193ZM197 92H198V90H197ZM197 92H195V93L197 94ZM237 92H238V90H237ZM239 92H240V91H239ZM249 92H250V91H249ZM11 93H12V92H10L9 94H11ZM80 93L83 94V92H80ZM80 93H78V94L80 95ZM115 93H116V92H115ZM189 93H190V91H189ZM233 93H234V92H233ZM12 94H13V93H12ZM20 94H21V93H20ZM104 94H103V95H104ZM116 94H117V93H116ZM157 94H159V93H157ZM163 94H164V93H163ZM163 94H162V95H163ZM183 94H185V93H183ZM187 94H188V93H187ZM198 94H199V93H198ZM198 94H197V95H198ZM204 94H205V93H204ZM204 94H202V95H204ZM226 94L229 95L227 92H226ZM231 94H232V93H231ZM235 94H236V93H235ZM235 94H234V95H235ZM239 94H240V93H239ZM239 94H238V95H239ZM1 95H2V94H1ZM21 95H22V94H21ZM105 95H104V96H105ZM111 95H112V94H111ZM181 95H182V94H181ZM197 95L194 94V96H197ZM223 95H224V93H223ZM236 95H237V94H236ZM243 95H245V94L243 93ZM243 95H242V92H241V96H243ZM80 96H81V95H80ZM125 96H126V95H125ZM128 96H129V95H127V97H128ZM159 96H160V95H159ZM170 96H171V99H172V98H173L172 95H170ZM177 96H179V95H177ZM230 96H231V95H230ZM248 96H249V95H248ZM7 97L9 98V96H7ZM11 97H12V96H11ZM116 97H117V96H116ZM116 97H114V99H115ZM189 97H190V96H189ZM225 97H226V96H225ZM225 97H224V98H225ZM236 97H237V96H236ZM236 97H234V99H235ZM245 97H246V96H244V97H242V98L244 99ZM252 97H255V96H252ZM252 97H251V98H252ZM258 97H259V96H258ZM81 98H82V97H81ZM150 98H151V100H152V96H150ZM191 98H192V97H191ZM199 98H200V97H199ZM227 98H229V97H227ZM227 98H225V99H227ZM232 98H233V97H232ZM238 98H240V97H238ZM238 98H237V99H238ZM246 98H247V97H246ZM251 98H250V99H251ZM130 99H131V98H130ZM130 99H129V100H130ZM147 99H148V98H147ZM179 99H180V98H179ZM182 99L184 100V98H182ZM187 99H189V98H187ZM230 99H231V97H230ZM237 99H236V100H237ZM252 99H253V98H252ZM254 99H255V98H254ZM254 99H253V101H254ZM259 99H260V98H259ZM259 99H258V100H259ZM261 99H262V98H261ZM83 100H84V98H83ZM83 100H82V103H81V104H80V102H79L80 105L83 104ZM80 101H81V99H80ZM131 101H132V100H131ZM131 101H130V102H131ZM149 101H150V100H149ZM174 101H175V100H174ZM184 101H185V100H184ZM225 101H226V100H225ZM225 101H223V102H225ZM228 101H229V100H228ZM233 101H234V100H233ZM242 101H243V100H242ZM245 101H246V100H245ZM63 102H64V101H63ZM147 102H148V101H147ZM150 102H152V101H150ZM172 102H173V101H172ZM191 102H193V101L191 100ZM199 102H200V101H199ZM239 102H240V101H239ZM239 102L237 101V103H239ZM243 102H244V101H243ZM243 102H240V103H243ZM257 102H259V101L256 100V102L254 101L253 104H255V103H257ZM262 102H264V101H262ZM71 103H72V102H71ZM73 103H74V102H73ZM73 103H72V104H73ZM77 103H78V102H77ZM162 103H163V102H162ZM178 103H179V102H178ZM185 103H186V102H185ZM185 103H184V104H185ZM220 103H221V101H220ZM231 103H232V102H231ZM240 103L238 104V106L240 105ZM64 104H65V103H64ZM79 104H78V105H79ZM119 104H120V102H119ZM160 104H161V103H160ZM221 104H222V103H221ZM221 104H220V105H221ZM223 104H224V103H223ZM243 104H244V103H243ZM243 104H242V105H243ZM248 104H249V103H248ZM262 104H264V103H262ZM2 105H3V104H2ZM73 105H74V104H73ZM84 105H85V104H84ZM93 105H94V104H93ZM186 105H187V103H186ZM195 105L197 106V104H193V105L191 104V106H195ZM198 105H199V104H198ZM226 105H227V104H226ZM230 105H231V106H230ZM232 105H234V104H229L228 106L233 107ZM250 105H252V103H251ZM71 106H72V105H71ZM82 106H83V105H82ZM82 106H80V107H82ZM94 106H95V105H94ZM187 106L189 107V105H187ZM187 106H186V107H187ZM196 106H195V107H196ZM200 106H201V104H200ZM200 106H199V108H200ZM235 106H236V105H235ZM254 106H256V105H253V107H254ZM258 106H259V105H258ZM12 107H14V105H13ZM27 107H28V106H27ZM67 107H68V106H67ZM75 107H76V106H75ZM80 107H79V108H80ZM84 107H85V106H84ZM163 107H164V106H163ZM166 107H167V106H166ZM166 107H165V108H166ZM170 107H171V106H170ZM172 107H173V106H172ZM172 107H171V108H172ZM224 107H225V106H224ZM236 107H237V106H236ZM241 107H244V106H241ZM241 107H240V108H241ZM263 107H264V106H263ZM73 108H74V107H73ZM86 108H87V107H86ZM191 108H192V107H191ZM245 108H247V107H245ZM245 108H244V110H245ZM261 108H262V107H261ZM4 109H5V108H4ZM10 109H11V107H10ZM14 109H15V107H14ZM74 109H76V108H74ZM174 109H175V108H174ZM187 109H188V108H187ZM193 109H194V108H193ZM226 109H227V108H226ZM231 109H232V108H231ZM233 109H234V107H233ZM12 110H13V109H12ZM76 110H77V109H76ZM88 110H89V108H88ZM120 110H121V109H120ZM159 110H160V109H159ZM227 110H228V109H227ZM244 110H243V112H244ZM254 110H255V109H254ZM7 111H10V110H7ZM72 111H73V110H72ZM84 111H85V109H84ZM84 111H83V112H84ZM125 111H126V110H125ZM165 111H166V110H165ZM173 111H174V110H173ZM193 111H195V110H193ZM193 111H191V112L193 113ZM257 111H258V110H257ZM259 111H260V110H259ZM85 112H86V111H85ZM85 112H84V113H85ZM113 112H114V111H113ZM196 112L198 113L197 110H196ZM200 112H201V110H200ZM209 112H210V111H209ZM214 112H215V111H214ZM6 113H7V112H6ZM6 113H5V114H6ZM11 113H12V111H11ZM182 113H183V112H181V114H182ZM188 113H189V111H188ZM192 113H191V114H192ZM239 113L241 114V112H239ZM251 113H252V112H251ZM253 113H254V112H253ZM253 113H252V114H253ZM67 114H68V113H67ZM172 114H173V116H176V115H174V113H172ZM178 114H179V113H178ZM186 114H187V113H185V116H186ZM193 114H194V113H193ZM195 114H196V113H195ZM198 114H200V113H198ZM198 114H197V115H198ZM64 115H66L65 112H64ZM109 115H111V114H109ZM109 115L106 114L105 116H109ZM126 115H127V114H126ZM215 115H217V114H215ZM253 115H254V114H253ZM12 116H13V115H12ZM156 116H157V115H156ZM156 116H155V117H156ZM160 116H161V115H160ZM169 116H170V115H169ZM185 116H184V117H185ZM199 116H200V115H199ZM209 116H210V115H209ZM231 116H232V115H231ZM65 117H67V116H65ZM70 117H71V116H70ZM112 117H113V116H112ZM164 117H165V115H163V116L160 117V118H163V119H164ZM193 117H194V115H193ZM200 117H202V116H200ZM212 117H213V116H212ZM240 117H241V116H240ZM12 118H13V117H12ZM71 118H72V117H71ZM74 118L77 119L76 116H75ZM79 118H80V117H79ZM79 118H78V119H79ZM90 118H91V117H90ZM109 118H110V117H109ZM114 118H115V117H114ZM114 118H113V119H114ZM169 118H170V117H169ZM181 118H182V116H181ZM197 118H198V116H197ZM202 118H203L202 120H204V117H202ZM208 118H209V117H206V119H208ZM213 118H214V117H213ZM218 118H219V117H218ZM221 118H222V116H221ZM8 119H11V117H9ZM64 119H66V118H64ZM75 119H74V120H75ZM98 119H99V118H98ZM102 119H103V118H102ZM152 119H153V118H152ZM152 119H151V120H152ZM156 119H157V118H156ZM171 119H173V118H171ZM174 119L176 120L177 117L174 118ZM190 119H191V117H190ZM198 119H199V118H198ZM12 120H13V119H12ZM74 120H73V121H74ZM91 120L93 121V119H91ZM161 120H162V119H161ZM182 120H183V119H182ZM193 120H194V119H193ZM200 120H201V119H200ZM200 120H199L198 122H200ZM115 121H116V120H115ZM184 121H185V120H184ZM184 121H183V122H184ZM210 121H211V122L214 121L213 123H214V124H215V123L217 124V122H218L219 120H217V122H216L215 120L211 119ZM228 121H229V120H228ZM232 121H233V120H232ZM3 122H4V121H3ZM97 122H98V121H97ZM166 122H167V121H166ZM196 122H197V121H196ZM203 122H204V121H203ZM207 122H208V120H207ZM211 122H210V123H211ZM10 123H11V122H9V123H7V124H10ZM13 123H14V122H13ZM13 123H12V124H13ZM74 123H75V122H74ZM117 123H118V122H117ZM152 123H153V122H152ZM154 123H155V122H154ZM177 123H178V122H177ZM179 123H180V121H179ZM188 123L191 124V122H189V120H188ZM188 123H187V124H188ZM193 123H194V121H193ZM205 123H206V122H205ZM219 123H220V121H219ZM1 124L3 125L4 123H1V122H0V125H1ZM5 124H6V123H5ZM76 124H77V123H76ZM124 124H125V123H124ZM185 124H186V123H185ZM199 124H200V125H198V123H197L198 126H201V123H199ZM206 124H208V123H206ZM211 124H212V123H211ZM211 124H210V126H212ZM2 125H1V127H2ZM169 125H171V124H169ZM192 125H193V124H192ZM194 125H195V124H194ZM223 125H224V124H223ZM234 125H237V124H234ZM94 126H95V122H94ZM117 126H120V125H117ZM167 126H168V125H167ZM172 126H173V125H172ZM179 126H180V125H179ZM181 126H182V125H181ZM188 126H189V125H188ZM208 126H209V125H208ZM213 126H214V125H213ZM213 126H212V127H213ZM217 126H219V125L217 124ZM229 126H230V125H229ZM240 126H241V125H240ZM240 126H238V128H239ZM13 127H16V126H13ZM13 127H12V128H13ZM19 127H20V126H19ZM19 127H18V128H19ZM104 127H105V126H104ZM112 127H113V126H112ZM123 127H124V126H123ZM123 127H121L120 131H121V130L123 131V129H122ZM152 127H153V126H152ZM154 127H155V126H154ZM175 127H176V125H175ZM183 127H184V126H183ZM202 127H205V125L202 124ZM206 127H207V125H206ZM212 127H210V130H211ZM215 127H216V125H215ZM215 127L212 128V129H213V130L215 129L216 131H218L219 128L217 127L218 129H216ZM230 127H231V126H230ZM100 128H101V127H100ZM110 128H111V127H110ZM116 128H118V127H116ZM137 128H138V127H137ZM176 128H177V127H176ZM184 128H185V127H184ZM184 128H183V129H184ZM196 128H197V127H196ZM196 128H195V131H196ZM198 128H199V127H198ZM220 128L223 129L224 127H220ZM2 129H3V128H2ZM86 129H87V128H86ZM88 129H89V128H88ZM112 129H113V128H112ZM118 129H119V128H118ZM153 129H154V131L156 130L155 128H153ZM179 129H180V127H179ZM183 129H181V130L183 131ZM188 129H189V128H188ZM205 129H206V128H205ZM205 129H201V130H203V133H204V130H205ZM207 129L209 130V127H208ZM226 129H227V128H226ZM228 129H233V128H232V127H231V128L228 127ZM228 129H227V130H228ZM10 130H12V129H10ZM124 130H125V129H124ZM151 130H152V129H151ZM160 130H161V128H160ZM167 130H168V129H167ZM176 130H177V129H176ZM184 130H185V129H184ZM210 130H209V131H210ZM240 130H242V129H240ZM16 131H17V130H15V132H16ZM115 131H116V130H115ZM115 131H114V132H115ZM120 131H119V132H120ZM157 131H158V130H157ZM165 131H166V130H165ZM165 131H164V132H165ZM174 131H175V130H174ZM179 131H180V130H179ZM225 131H226V130H225ZM225 131H224V132H225ZM237 131H239V129H238ZM2 132H3V131H2ZM2 132H1V133H2ZM102 132H103V131H102ZM160 132H161V131H160ZM160 132H159V133H160ZM168 132H169V131H168ZM168 132H167V133H168ZM170 132H171V131H170ZM172 132H173V130H172ZM180 132H181V131H180ZM206 132H208V131H206ZM206 132H205V133H206ZM210 132H211V131H210ZM210 132H208V133H209V134L213 133V132H211V133H210ZM220 132H221V131H220ZM226 132H227V131H226ZM226 132H225V133H226ZM1 133H0V134H1ZM5 133H6V132H5ZM107 133H108V132H107ZM112 133H113V132H112ZM155 133H156V132H155ZM157 133H158V132H157ZM167 133H166V134H167ZM174 133H176V132H174ZM217 133L220 134L219 132H217ZM222 133H223V131H222ZM230 133H231V132H230ZM235 133H236V132H235ZM235 133H234V131H233V133H231V134H235ZM11 134H12V133H11ZM24 134H25V131H24ZM41 134H42V133H41ZM74 134H75V133H74ZM76 134H77V133H76ZM76 134H75V135H76ZM78 134H79V133H78ZM109 134H110V133H109ZM161 134H162V133H161ZM168 134H169V133H168ZM182 134H183V132H182ZM182 134H181V135H182ZM215 134H216V133H215ZM218 134H217V136H218ZM227 134H228V133H227ZM227 134H226V135H227ZM56 135H57V134H56ZM89 135H90V134H89ZM174 135H175V134H174ZM223 135H224V134H223ZM235 135H236V134H235ZM237 135H238V134H237ZM242 135H243V134H242ZM7 136H8V135H7ZM12 136H14V135H12ZM20 136H21V135H20ZM46 136H47V135H46ZM46 136H45V138L48 137V136H47V137H46ZM76 136H77V135H76ZM84 136H85V135H84ZM111 136H112V134H111ZM157 136H160V135H157ZM162 136L164 137L163 134H162ZM167 136H168V135H167ZM171 136H173V133H171ZM179 136H180V135H179ZM227 136H229V134H228ZM230 136H231V135H230ZM15 137H17V136H15ZM72 137H73V136H72ZM108 137H109V136H108ZM169 137H170V136H169ZM173 137H174V136H173ZM176 137H177V136H176ZM176 137H175V138H176ZM215 137H216V135L214 136V138H215ZM224 137H225V135H224ZM235 137H236V136H235ZM239 137H240V138L242 137L241 134H240ZM55 138H56V137H55ZM89 138H90V137H89ZM106 138H107V137H106ZM110 138H111V137H110ZM165 138H168V137H165ZM178 138H180V137H178ZM178 138H177V140H178ZM205 138H206V137H205ZM207 138H208V137H207ZM212 138H213V137H212ZM216 138H219V137H216ZM242 138H243V137H242ZM242 138H241V140H242ZM1 139H3V138H1ZM9 139H10V137H9ZM16 139H17V138H16ZM16 139H15V140H16ZM34 139H36V138H34ZM38 139H39V137H38ZM49 139L51 140V138H49ZM59 139H60V138H59ZM93 139H94V138H93ZM108 139H109V138H108ZM152 139H153V138H152ZM156 139H157V137H156ZM170 139H171V138H170ZM203 139H204V138H203ZM209 139H211V138H209ZM223 139H224V140H223ZM223 139H221V142H220L221 145H222V140L225 141L226 138H223ZM5 140H6V139H5ZM86 140H87V139H86ZM95 140H97V139L95 138ZM173 140H174V139H173ZM213 140H214V139H213ZM35 141H36V140H35ZM39 141H40V140H39ZM53 141L55 142V139H54ZM106 141H107V139H106ZM178 141H179V140H178ZM215 141H216V139H215ZM219 141H220V140H219ZM249 141H251V140H249ZM249 141H248V142H249ZM40 142H41V141H40ZM40 142H39V144L41 145ZM43 142H44V141H43ZM54 142H53V143H54ZM175 142H176V141H175ZM206 142H208V140H207ZM211 142H212V141H211ZM240 142H241V141H239V143H240ZM17 143H18V142H17ZM36 143H37V142H36ZM81 143H84V142H81ZM107 143H108V141H107ZM107 143H106V144H107ZM227 143H228V141H227ZM236 143H237V142H236ZM243 143H245V142H243ZM250 143H251V142H250ZM250 143H249V144H250ZM2 144H4L3 141H2ZM33 144H34V140H33ZM37 144H38V143H37ZM51 144H52V143H51ZM55 144H56V143H55ZM210 144H211V143L209 142V145H210ZM223 144H224V143H223ZM237 144H238V143H237ZM237 144H236V145H237ZM255 144H256V143H255ZM5 145H6V144H5ZM19 145H20V144H19ZM19 145H18V146H19ZM44 145H45V143H44ZM47 145H48V142H47ZM184 145H185V144H184ZM202 145H203V143H202ZM205 145H207V144L205 143ZM205 145H204V146H205ZM234 145H235V143H234ZM243 145H244V144H242V146H243ZM38 146H39V145H38ZM49 146H50V144H49ZM49 146H48V147H49ZM79 146L83 147L82 145H79ZM155 146H156V144H155ZM178 146H179V145H178ZM204 146H202L201 148H203ZM211 146H212V145H211ZM223 146H225V145H223ZM230 146H231V144H230ZM255 146H256V145H255ZM5 147H6V146H5ZM14 147H15V146H14ZM32 147H33V146H32ZM41 147H42V146H41ZM54 147H55V146H54ZM183 147H184V146H183ZM183 147H182V148H183ZM238 147H239V146H238ZM1 148H3V146H2ZM7 148H8V147H7ZM11 148H12V147H11ZM21 148H23V147H21ZM75 148H76V147H75ZM176 148H177V147H176ZM176 148H175V149H176ZM198 148L200 149V146H199ZM204 148H205V147H204ZM228 148H229V147H228ZM239 148H241V145H240ZM242 148L244 149V146H243ZM45 149H46V148H45ZM54 149H55V148H54ZM77 149H78V148H77ZM80 149H81V148H80ZM85 149H86V147H85ZM211 149H212V148H211ZM225 149H226V148H225ZM230 149H231V147H230ZM245 149H246V147H245ZM247 149H248V148H247ZM250 149H251V148H250ZM35 150H36V149H35ZM40 150H41V149H40ZM164 150H165V149H164ZM177 150H178V149H177ZM183 150H184V148H183ZM233 150H235V149H233ZM248 150H249V149H248ZM257 150H258V149H257ZM14 151H15V150H14ZM14 151H13V152H14ZM43 151H44V150H43ZM45 151H46V150H45ZM45 151H44V152H45ZM75 151H76V150H75ZM86 151H88V150H86ZM104 151H105V150H104ZM104 151H103V152H104ZM114 151H115V150H114ZM114 151H113V152H114ZM119 151H120V150H119ZM160 151H161V149H160ZM160 151H158V152H160ZM207 151H210V149H208ZM216 151H217V150H216ZM219 151H220V150H219ZM224 151H226V150H224ZM224 151H223V152H224ZM238 151H239V149H238ZM252 151H253V150H252ZM9 152H10V151H9ZM36 152H37V151H36ZM46 152H47V151H46ZM50 152H51V151H50ZM73 152H74V151H73ZM78 152H79V151H78ZM78 152H77V153H78ZM92 152L94 153V151H92ZM111 152H112V150H111ZM117 152H118V151H117ZM177 152H178V151H177ZM230 152H231V151H230ZM235 152H236V151H235ZM243 152H244V153H247L246 150H245V151H242V152H240V153H243ZM248 152H249V151H248ZM42 153H43V152H41V154H42ZM74 153H75V152H74ZM81 153H82V152H81ZM81 153H79V154H81ZM114 153H115V152H114ZM180 153H181V152H180ZM206 153H207V152H205V154H206ZM211 153H212V152H211ZM218 153H219V152H218ZM218 153H217V154H218ZM224 153L226 154V152H224ZM224 153H221V154H222L221 156H223ZM232 153H233V152H231L230 155H231ZM251 153H252V152H251ZM255 153L257 154V152H255ZM8 154H9V153H8ZM13 154H14V153H13ZM33 154H34V153H33ZM70 154H71V153H70ZM75 154H76V153H75ZM108 154H109V152H108ZM183 154H185V153H183ZM213 154H214V153H213ZM217 154H216V155H217ZM237 154H238V153H237ZM237 154H236V155H237ZM252 154H253V153H252ZM252 154H251V157H253ZM256 154H255V155H256ZM258 154H259V153H258ZM258 154H257V155H258ZM1 155H4V154H2V152H1ZM1 155H0V156H1ZM6 155H7V154H6ZM72 155H73V153H72ZM81 155H82V154H81ZM83 155H85V154H83ZM83 155H82V156H83ZM87 155H88V153H87ZM177 155H178V154H177ZM206 155H207V154H206ZM206 155H205V157H207ZM216 155H214L213 157H215ZM236 155H235V156H236ZM14 156H15V155H14ZM29 156H31V155H29ZM70 156H71V155H70ZM77 156H78V155H77ZM110 156H111V155H110ZM110 156H108V157H110ZM127 156L129 157V154H128ZM163 156H164V155H163ZM181 156H183V155H181ZM196 156L199 157L200 155H196ZM210 156H212V155H210ZM247 156H248V154H247ZM16 157H17V156H16ZM21 157H22V156H21ZM23 157H25V156H23ZM31 157H33V160L35 161L34 156H31ZM80 157H81V156H80ZM92 157H96V158H97V156H92ZM99 157H100V154H98V158H99ZM177 157H178V156H177ZM177 157H176V159H177ZM192 157H193V156H192ZM205 157H203V158H204L203 160H205ZM208 157H209V156H208ZM213 157H212V158H213ZM218 157H219V156H218ZM225 157H226V156H225ZM255 157H257V156H254V158H255ZM12 158H13V157H12ZM70 158H71V157H70ZM89 158H90V157H89ZM184 158H185V157H184ZM216 158H217V157H215V158H213V159H216ZM222 158H224V157H222ZM3 159H4V158H3ZM24 159H25V158H24ZM27 159H28V158H27ZM123 159H124V158H123ZM185 159H186V158H185ZM189 159H190V158H189ZM195 159H196V158H195ZM200 159H201V161H202L201 156H200ZM210 159H211V158H210ZM210 159H208V160H206V161H210ZM213 159H212V160H213ZM218 159H220V158H218ZM236 159H237V158H236ZM238 159H239V158H238ZM246 159H248V157H247ZM19 160H21V159H18V161H19ZM31 160H32V159H31ZM80 160H82V159H80ZM80 160H79V161H80ZM94 160H95V159H93V161H94ZM111 160H112V159H111ZM119 160H122V159H119ZM126 160H127V159H126ZM126 160H125V161H126ZM212 160H211V161H212ZM220 160H221V159H220ZM220 160H219V161H220ZM229 160H231V159H229ZM243 160H244V162H242V163H245V159H243ZM248 160H250V157H249ZM251 160H253V159H251ZM256 160H257V158H256ZM9 161H10V160H9ZM15 161H16V160H15ZM25 161H26V160H25ZM34 161H33V162H34ZM36 161H39V160L36 159ZM75 161H76V160H75ZM84 161H85V160H84ZM93 161H92V162H93ZM98 161H99V160H98ZM114 161L117 162L116 160H114ZM169 161H171V160H169ZM169 161H168V162H169ZM174 161H176V160H174ZM181 161H182V157H181ZM183 161H184V160H183ZM215 161H216V160H215ZM217 161H218V160H217ZM219 161H218V162H219ZM223 161H224V160H223ZM232 161H233V160H232ZM259 161H261V160H259ZM262 161H263V160H262ZM262 161H261V162H262ZM0 162H1V161H0ZM26 162H27V161H26ZM63 162H64V161H63ZM63 162H62V163H63ZM92 162H91V160H90V163H91V164H92ZM119 162H120V161H119ZM123 162H124V161H123ZM123 162L121 161L122 164H123ZM184 162H186V161H184ZM192 162H193V160H192ZM194 162H195V160H194ZM196 162H197V159H196ZM203 162L205 163V161H203ZM261 162H260V163H261ZM5 163H6V162H5ZM18 163H19V162H18ZM20 163H21V162H20ZM20 163H19V164H20ZM23 163H24V162H23ZM30 163H31V162H30ZM36 163H38V162H36ZM41 163H42V162H41ZM66 163H67V160H66ZM76 163H77V162H76ZM99 163H101V162H99ZM102 163H103V160H102ZM104 163H105V162H104ZM117 163H118V162H117ZM124 163H125V162H124ZM127 163H128V162H127ZM169 163H171V162H169ZM174 163H175V162H174ZM176 163H177V161H176ZM179 163H180V162H179ZM181 163H182V162H181ZM188 163H191V162H188ZM214 163H215V162H213V164H214ZM226 163H227V162H226ZM229 163H230V162H229ZM233 163H234V162H233ZM233 163H232V164H233ZM21 164H22V163H21ZM27 164H28V163H27ZM27 164L25 163L24 167H25ZM32 164H33V163H32ZM52 164H53V163H52ZM80 164H81V163H80ZM97 164H98V163H97ZM110 164H111V163H110ZM125 164H126V163H125ZM125 164H124V165H125ZM160 164H161V163H160ZM167 164H168V163H167ZM197 164H198V163H197ZM209 164H210V163H209ZM209 164H208V165H209ZM216 164H217V163H216ZM246 164H247V163H246ZM253 164H254V163H253ZM255 164H256V163H255ZM257 164H258V163H257ZM257 164L254 165V166H257ZM22 165H23V164H22ZM29 165H30V164H29ZM64 165H65V164H64ZM68 165H70V164H68ZM68 165H67V166H68ZM74 165H75V164H74ZM82 165H83V164H81L80 169H81ZM106 165H107V164H106ZM108 165H109V164H108ZM126 165H127V164H126ZM126 165H125V166H126ZM173 165H174V164H173ZM183 165H184V164H183ZM192 165H193V164H192ZM194 165H195V164H194ZM198 165H199V164H198ZM201 165H202V164H201ZM201 165H200V166H201ZM214 165H215V164H214ZM218 165H219V164H218ZM222 165H223V164H222ZM230 165H231V164H230ZM237 165H238V164H237ZM237 165H235V163H234V167H237ZM1 166H2V165H1ZM4 166H5V165H4ZM71 166H72V165H71ZM77 166H79V165H77ZM77 166H76V167H77ZM100 166H101V165H100ZM133 166H134V165H133ZM156 166L159 167L158 164H157ZM161 166H162V164H161ZM189 166H190V165H189ZM189 166H188V167H189ZM195 166H197V165H195ZM205 166H206V165H205ZM223 166H224V165H223ZM227 166H228V165H227ZM241 166H242V165H241ZM249 166H250V165H249ZM258 166H260V165H258ZM24 167H23V168H24ZM28 167H29V166H28ZM36 167H37V166H36ZM36 167H34V168H36ZM38 167H39V165H38ZM96 167H97V165H96ZM108 167H109V166H108ZM110 167H111V165H110ZM117 167H119V165H118ZM122 167H123V165H122ZM165 167H166V166H164V168H165ZM168 167H169V166H168ZM181 167H182V166H181ZM210 167H211V166H210ZM220 167H222V166H220ZM228 167H229V166H228ZM230 167H231V166H230ZM230 167H229V168H230ZM239 167H240V166H239ZM244 167H246V166H244ZM250 167H251V166H250ZM252 167H253V166H252ZM77 168H78V167H77ZM82 168H83V167H82ZM113 168H114V167H113ZM123 168H124V167H123ZM126 168H127V167H126ZM129 168H130V166H129ZM176 168H180V166H179V167H178V166H177V167L175 166V169H176ZM182 168H184V167H182ZM201 168H202V167H201ZM206 168H207V166H206ZM216 168H217V167H216ZM216 168H215V169H216ZM224 168H225V167H224ZM232 168H233V167H232ZM254 168H255V167H254ZM261 168H262V167H260L259 170H261ZM263 168H264V167H263ZM0 169H1V168H0ZM72 169H73V166H72ZM80 169H79V170H80ZM84 169H85V167H84ZM84 169H83V171H84ZM114 169H116V167H115ZM120 169H121V168H120ZM124 169H125V168H124ZM124 169H122V171H123ZM154 169H155V168H154ZM158 169H159V168H158ZM172 169H173V168H172ZM175 169H174V171H175ZM186 169H189V168H186ZM194 169H195V168H194ZM194 169H193V173H194ZM197 169H198V168H197ZM207 169H208V168H207ZM226 169H227V168H226ZM230 169H231V168H230ZM230 169H229V170H230ZM234 169H235V168H234ZM4 170H5V169H4ZM24 170H25V169H24ZM24 170H23V171H24ZM27 170H28V169H26V173H28ZM35 170H36V169H35ZM48 170H49V169H48ZM53 170H54V169H53ZM75 170H76V169H75ZM79 170H78V171H79ZM86 170H88V168H86ZM89 170H90V169H89ZM93 170H94V168H93L91 171H93ZM104 170H105V169H104ZM130 170H131V169H130ZM163 170L165 171V169H163ZM163 170H162V172H163ZM166 170H167V169H166ZM180 170H181V169H180ZM203 170H204V169H203ZM232 170H233V169H232ZM238 170H239V169H238ZM245 170H246V169H245ZM49 171H50V170H49ZM78 171H77V173H78ZM106 171H108V169H107ZM114 171H115V170H114ZM159 171H160V170H159ZM171 171H172V170H171V168H170V172H171ZM189 171H190V170H189ZM191 171H192V170H191ZM191 171H190V172H191ZM195 171H196V170H195ZM220 171H221V170H220ZM220 171H219V172H220ZM233 171H234V170H233ZM233 171H232V173H233ZM235 171H236V170H235ZM241 171H242V170H241ZM241 171H240V172H241ZM68 172H69V171H68ZM74 172H75V171H74ZM74 172H73V173H74ZM85 172H86V171H85ZM127 172H128V171H126V173H127ZM151 172H152V171H151ZM153 172H154V171H153ZM157 172H158V171H157ZM157 172H156V173H157ZM160 172H161V171H160ZM162 172H161V173H162ZM172 172H173V171H172ZM176 172H177V171H176ZM176 172H175V173H176ZM179 172H180V171H179ZM187 172H188V170H187ZM187 172H186V174H188ZM201 172H203V171H201ZM214 172H217V171H214ZM219 172H218V173H219ZM237 172H238V171H237ZM24 173H25V171H24ZM46 173H47V172H46ZM52 173H54V171H53ZM57 173H58V172H57ZM70 173H71V172H70ZM75 173H76V172H75ZM83 173H84V172H83ZM112 173H113V172H112ZM122 173H123V172H122ZM198 173H199V172H198ZM198 173H197V174H198ZM218 173H217V174H218ZM223 173H224V172H222L221 174L223 175ZM226 173H227V172H226ZM226 173H225V174H226ZM230 173H231V172H230ZM232 173H231V174H232ZM238 173H239V172H238ZM47 174H49V173H47ZM79 174H80V171H79ZM94 174H95V173H94ZM105 174H107V173H105ZM105 174H103V176H104ZM123 174H124V173H123ZM153 174H154V173H153ZM153 174H152V175H153ZM157 174H158V173H157ZM170 174H171V173H170ZM172 174H173V173H172ZM182 174H183V173H182ZM182 174H181V175H182ZM202 174H203V173H202ZM221 174H219V175L221 176ZM227 174H228V173H227ZM234 174H235V172H234ZM241 174H242V172H241ZM241 174H240V176H241ZM243 174H244V173H243ZM246 174H247V172H246ZM248 174H249V173H248ZM248 174H247V175H248ZM21 175H22V174H21ZM35 175H36V174H33L32 176H35ZM52 175H53V174H52ZM101 175H102V174H101ZM112 175H114V174H112ZM163 175H164V174H163ZM163 175H162V176H163ZM194 175H195V174H194ZM208 175H209V174H208ZM208 175H206V176H208ZM228 175H229V174H228ZM27 176H28V175H27ZM27 176H26V177H27ZM76 176H78V175H76ZM88 176H89V175H88ZM121 176H122V175H121ZM157 176H158V175H157ZM160 176H161V174H160ZM166 176H167V175H166ZM184 176H185V175H184ZM189 176H191V175H189ZM189 176H186V177L189 178ZM204 176H205V174H204ZM206 176H205V178H206ZM209 176H210V175H209ZM220 176L218 177V175H217V177L221 179L222 177H220ZM229 176L231 177V175H229ZM233 176H234V175H233ZM237 176H238V175H237ZM240 176H239V177H240ZM252 176H253V175H252ZM260 176H261V175H260ZM54 177H55V176H54ZM114 177H115V176H114ZM144 177H145V176H144ZM170 177H171V175H170ZM170 177H169V178H170ZM173 177H174V176H173ZM212 177H213V176H212ZM223 177H224V176H223ZM225 177H226V176H225ZM239 177H236V178H239ZM244 177H245V176H244ZM247 177H249V176H247ZM253 177H254V176H253ZM253 177H251V178H253ZM146 178H147V177H146ZM155 178H156V177H155ZM164 178H165V176H164ZM174 178H175V177H174ZM178 178H179V177H178ZM180 178H181V177H180ZM182 178H183V177H182ZM190 178H193V176L190 177ZM198 178H200V177H198ZM210 178H211V176H210ZM215 178H216V177H215ZM228 178H229V177H228ZM233 178H234V177H233ZM242 178H243V177H242ZM255 178H256V177H255ZM257 178H260V177L257 176ZM257 178H256V179H257ZM262 178H263V177H262ZM17 179H18V178H17ZM126 179H127V178H126ZM140 179H141V178H140ZM149 179H150V178H149ZM153 179H154V178H153ZM167 179H168V178L166 177V180H167ZM183 179H184V178H183ZM185 179H186V178H185ZM193 179H194V178H193ZM193 179H192V181H193ZM200 179H201V178H200ZM207 179H208V177H207ZM224 179H225V178H224ZM229 179H230V178H229ZM229 179H227V180H229ZM245 179H246V177H245ZM249 179H250V178H249ZM123 180H124V179H123ZM141 180L143 181V179H141ZM147 180H148V178H147ZM150 180H151V179H150ZM155 180H156V179H155ZM161 180H162V179H161ZM175 180H176V179H175ZM190 180H191V179H190ZM194 180H195V179H194ZM198 180H199V179H198ZM231 180H232V179H231ZM239 180H241V179H239ZM246 180H247V179H246ZM17 181H18V180H17ZM121 181H122V180H121ZM145 181H146V179H145ZM148 181H149V180H148ZM148 181H147V183H148ZM162 181H163V180H162ZM162 181H160V182H162ZM181 181H182V180H181ZM183 181H184V180H183ZM185 181H186V180H185ZM185 181H184V182H185ZM188 181H189V180H188ZM218 181H219V180H218ZM21 182H22V181H21ZM23 182H25V181H23ZM150 182H151V181H150ZM165 182H166V181H165ZM165 182H164V183H165ZM175 182H176V181H175ZM177 182H178V181H177ZM177 182H176V183H177ZM193 182H194V181H193ZM200 182H201V181H200ZM219 182H221V180H220ZM219 182H218V184H219ZM231 182H232V181H231ZM254 182H255V181H254ZM176 183H175V184H176ZM191 183H192V182H191ZM196 183H197V181H196ZM237 183H238V182H237ZM240 183H241V182H240ZM242 183L244 184V182H242ZM38 184H39V183H38ZM104 184H105V183H104ZM150 184H151V183H150ZM152 184H153V183H152ZM158 184H160V183L158 182ZM175 184H174V185H175ZM184 184L186 185V183H184ZM184 184L182 183L183 187H184ZM189 184H190V183L188 182L187 185H189ZM212 184H215V183L213 182ZM220 184H221V183H220ZM251 184H252V182H251ZM253 184H254V183H253ZM253 184H252V185H253ZM91 185H92V184H91ZM166 185H167V184H166ZM168 185H169V184H168ZM171 185H172V184H171ZM194 185H195V184H194ZM216 185H217V183H216ZM235 185H236V184H235ZM239 185H240V184H239ZM249 185H250V184H249ZM38 186H40V185H38ZM114 186H115V184H114ZM144 186L146 187V185H144ZM156 186H158V185H156ZM159 186H160V185H159ZM192 186H193V185H192ZM196 186H197V184H196ZM220 186H221V185H220ZM244 186H246V184H245ZM258 186H259V185H258ZM33 187H34V185H33ZM102 187H103V186H102ZM106 187H107V185H106ZM108 187H109V186H108ZM164 187H166V186H164ZM170 187H171V186H170ZM193 187H194V186H193ZM198 187H199V186H198ZM215 187H216V186H215ZM256 187H257V185H255V187H251V188L254 189V188H256ZM34 188H35V187H34ZM110 188H111V186H110ZM117 188H118V187H117ZM161 188H162V187H161ZM168 188H169V187H167V190H168ZM188 188H189V186H188ZM188 188H187V189H188ZM191 188H192V187H191ZM219 188L222 189V187H219ZM219 188H217V189L219 190ZM225 188H227V187H225ZM229 188H231V186H230ZM235 188H236V187H235ZM240 188H241V185H240ZM249 188H250V187H249ZM251 188H250V189H251ZM258 188H259V187H258ZM104 189H105V188H104ZM156 189H157V187H156ZM169 189H170V188H169ZM177 189H178V188H177ZM184 189H185V187H184ZM187 189H186V190H187ZM198 189H199V188H198ZM237 189H238V188H237ZM237 189H236V190H237ZM244 189H245V188H244ZM244 189H243V190H244ZM250 189H249V191H250ZM253 189H252V190H253ZM100 190H101V188H100ZM102 190H103V189H102ZM117 190H118V189H117ZM154 190H155V189H154ZM164 190H165V189H164ZM218 190H217V193H218ZM97 191H98V190H97ZM119 191H120V190H119ZM159 191H160V190H159ZM175 191H176V190H175ZM180 191H181V190H180ZM180 191H179V192H180ZM221 191H222V190H221ZM227 191H228V189H227ZM229 191H230V189H229ZM239 191H240V190H239ZM244 191H245V190H244ZM246 191H247V189H246ZM163 192H164V191H163ZM163 192H162V193H163ZM170 192H171V191H170ZM172 192H174V191H172ZM182 192H183V191H182ZM196 192H197V191H196ZM198 192H199V190H198ZM214 192H215V191H214ZM214 192H213V193H214ZM111 193H112V191H111ZM111 193H110V194H111ZM116 193H118V192H116ZM157 193H158V192H157ZM180 193H181V192H180ZM183 193H184V192H183ZM183 193H181V194H183ZM193 193H194V192H193ZM199 193H200V192H199ZM199 193H198V194H199ZM242 193H243V192H242ZM95 194H96V193H94V195H95ZM119 194H120V192H119ZM155 194H156V192H155ZM170 194H172V193H170ZM173 194H174V196H176L175 193H173ZM188 194H189L190 196L193 195V194L191 195L190 193H188ZM220 194H221V193H220ZM237 194H238V193H237ZM107 195H109V194H107ZM112 195H113V193H112ZM157 195H158V194H157ZM186 195H187V194H186ZM212 195H213V194H212ZM216 195H218V194H216ZM222 195H224V194H222ZM239 195H240V194H239ZM87 196H88V195H87ZM87 196H86V197H87ZM110 196H111V195H110ZM179 196H180V195H179ZM179 196H178V197H179ZM190 196H189V197H190ZM195 196H196V195H195ZM89 197H91V196L89 195ZM96 197H97V196H96ZM132 197H133V196H132ZM176 197H177V196H176ZM185 197H187V196H185ZM189 197H187V198H189ZM198 197H199V196H198ZM201 197H202V196H201ZM201 197H200V198H201ZM211 197H212V199L214 198L213 196H211ZM221 197H222V196H221ZM87 198H88V197H87ZM156 198L159 199L160 197H156ZM156 198H155V199H156ZM163 198H165V197H163ZM187 198H185V200H186ZM193 198H194V197H193ZM200 198H199V200H200ZM203 198H204V197H203ZM209 198H210V197H209ZM219 198H220V197H219ZM223 198H225V197H223ZM237 198H238V197H237ZM88 199H89V198H88ZM109 199H110V197H109ZM132 199H133V198H132ZM158 199H157V200H158ZM165 199H166V198H165ZM169 199H170V198H169ZM189 199H191V197H190ZM196 199H197V197L194 198V200H193L194 203H195ZM215 199H216V198H215ZM220 199H222V198H220ZM235 199H236V197H235ZM238 199H239V198H238ZM104 200H105V199H104ZM104 200H102V201H104ZM112 200H115V199L112 198ZM133 200H134V199H133ZM159 200H160V199H159ZM166 200H167V199H166ZM178 200H179V199H178ZM185 200H184L183 202H185ZM208 200H209V199H208ZM223 200H224V199H223ZM230 200H231V199H230ZM85 201H86V200H85ZM98 201H99V200H98ZM116 201H117V200H116ZM116 201H115V202H116ZM135 201H136V200H135ZM171 201H172V200H171ZM189 201H190V200H189ZM213 201H214V199H213ZM227 201H229V200H227ZM236 201H237V200H236ZM239 201H240V200H239ZM100 202H101V201H100ZM106 202H107V201H106ZM106 202L103 203V204H106ZM108 202H109V200H108ZM110 202H111V201H110ZM129 202L132 203L131 200H129ZM129 202H128V203H129ZM156 202H157V201H156ZM158 202H160V201H158ZM158 202H157V204H159ZM174 202H175V201H174ZM176 202H177V200H176ZM179 202H180V200H179ZM179 202H178V203H179ZM181 202H182V201H181ZM181 202H180V203H181ZM183 202H182V203H183ZM197 202H198V201H197ZM197 202H196V203H197ZM204 202H205V201H204ZM215 202L217 203L218 201L216 200ZM233 202H234V200H233ZM233 202H232V203H233ZM241 202H242V201H241ZM241 202H240V204H241ZM154 203H155V202H154ZM161 203H162V200H161ZM165 203H166V201H165ZM191 203H192V201H191ZM196 203H195V204H196ZM198 203H200V202H198ZM205 203L207 204V202H205ZM205 203H203V204L206 205ZM208 203H209V202H208ZM229 203H230V201H229ZM234 203H236V202H234ZM101 204H102V202H101ZM111 204H113V203H111ZM111 204H110V206H111ZM125 204L127 205V202H125ZM125 204H124V205H125ZM138 204H139V203H138ZM169 204H170V203H169ZM172 204H173V203H172ZM184 204H185V203H184ZM187 204H188L189 207H190V204H189V203H187ZM236 204H237V203H236ZM113 205H114V204H113ZM119 205H120V204H118V208H117V209L120 208ZM182 205H183V204H182ZM200 205H202V204H200ZM210 205H212V204H210ZM100 206L102 207V205H100ZM114 206H115V205H114ZM139 206H140V205H139ZM233 206H234V205H233ZM237 206H238V204H237ZM250 206H253V204L250 205ZM255 206H256V205H255ZM97 207H98V206H97ZM104 207H105V206H104ZM106 207H107V206H106ZM112 207H113V206H112ZM123 207H124V206H123ZM131 207H132V206H131ZM131 207H130V208H131ZM137 207H138V206H137ZM137 207H136V208H137ZM141 207H142V206H141ZM141 207H140V209H141ZM143 207H144V205H143ZM159 207H160V206H159ZM165 207H166V205H165ZM165 207H164V208H165ZM183 207H184V206H183ZM183 207H180V208H181L180 210H182ZM189 207H188V208H189ZM201 207H202V206H201ZM203 207H204V206H203ZM207 207H208V206H207ZM212 207H213V206H212ZM234 207H236V206H234ZM239 207H240V206H239ZM257 207H258V206H257ZM102 208H103V207H102ZM109 208H110V207H109ZM109 208H108V209H109ZM127 208L129 209V207H127ZM160 208H161V207H160ZM175 208H176V207H174L172 210H175ZM177 208H178V207H177ZM193 208H194V207H193ZM193 208H192V209H193ZM204 208H205V207H204ZM98 209H99V208H98ZM104 209H105V208H104ZM108 209H107V210H108ZM157 209L159 210L158 206H157ZM190 209H191V208H190ZM190 209H188V210L190 211ZM194 209H195V208H194ZM198 209H201V208H198ZM207 209H209V208H207ZM207 209H206V210H207ZM231 209H232V208H231ZM236 209H237V208H236ZM253 209H254V208H253ZM256 209H257V208H256ZM99 210H102V209H99ZM99 210H98V211H99ZM107 210H106V211H107ZM113 210H114V209H113ZM115 210H116V209H115ZM123 210H125V208H124ZM138 210H139V209H138ZM162 210H164V209H162ZM186 210H187V209H186ZM188 210H187V211H188ZM201 210H203V209H201ZM233 210H234V209H233ZM254 210H255V209H254ZM257 210H259V207H258ZM102 211H103V210H102ZM133 211H135V210H133ZM156 211H157V210H156ZM156 211H155V212H156ZM177 211H178V210H176V212H177ZM116 212H117V211H116ZM128 212H129V211H128ZM135 212H136V211H135ZM159 212H160V211H159ZM168 212H169V211H168ZM180 212H182V211H180ZM191 212H192V211H191ZM205 212H206V211H205ZM241 212H243V210H242ZM260 212H261V211H260ZM99 213H100V211H99ZM108 213H109V212H108ZM117 213H118V212H117ZM123 213H124V212H122V214H123ZM131 213H132V212H131ZM137 213H138V212H137ZM160 213H162V212H160ZM172 213H173V212H172ZM187 213H188V212H187ZM194 213H196V212H194ZM194 213H193V214H194ZM197 213H198V212H197ZM206 213H207V212H206ZM232 213H234V211H232ZM257 213H258V211H257ZM109 214H110V213H109ZM125 214H126V213H125ZM129 214H130V213H129ZM147 214H148V213H147ZM190 214H192V213H190ZM95 215H96V214H95ZM104 215H105V213H104ZM132 215H133V213H132ZM187 215H188V214H187ZM187 215H186V216H187ZM206 215H207V214H206ZM257 215H258V214H257ZM111 216H112V215H110L109 217H111ZM123 216H124V214H123ZM125 216H126V215H125ZM129 216H130V215H129ZM134 216H135V215H134ZM147 216H148V215H147ZM171 216H172V215H171ZM190 216L192 217V215H190ZM195 216H196V215H195ZM236 216H237V215H236ZM236 216H235V217H236ZM253 216H254V214H253ZM106 217H107V215H106ZM112 217H113V216H112ZM130 217H131V216H130ZM140 217H141V216H140ZM168 217H169V216H168ZM205 217H206V216H205ZM210 217H211V216H210ZM210 217H209V218H210ZM229 217H231V216H229ZM261 217H262V216H261ZM261 217H260V218H261ZM117 218L119 219L118 216H117ZM117 218H116V219H117ZM122 218H123V217H122ZM131 218H132V217H131ZM141 218H142V217H141ZM143 218H145V217L143 216ZM163 218H164V217H163ZM188 218H189V215H188ZM195 218H196V217H194V219H195ZM232 218H233V217H232ZM232 218H231V219H232ZM236 218H237V217H236ZM147 219H148V218H147ZM147 219H146V220H147ZM150 219H151V218H150ZM166 219H167V218H166ZM181 219H182V218H181ZM205 219H206V218H205ZM222 219H223V217H222ZM222 219H221V220H222ZM238 219H240V218L238 217ZM249 219H251V218H249ZM256 219H257V218H256ZM263 219H264V218H263ZM263 219H262V220H263ZM103 220H104V219H103ZM142 220H143V219H142ZM156 220H157V219H156ZM173 220H174V219H173ZM179 220H180V218L178 219V221H179ZM209 220H210V219H209ZM209 220H208V221H209ZM257 220H258V219H257ZM104 221L106 222L107 220H104ZM104 221H103V222H104ZM119 221H120V220H119ZM210 221H211V220H210ZM255 221H256V220L253 221V224L255 223ZM97 222H99V223L102 224V222H100V221H97ZM97 222H95V223L98 225L99 223H97ZM126 222H127V221H126ZM126 222H125V223H126ZM140 222H141V221H140ZM144 222H145V221H144ZM154 222H155V221H154ZM196 222H197V221H196ZM199 222H200V221H199ZM199 222H198V223H199ZM238 222H239V221H238ZM251 222H252V221H251ZM194 223H195V222H194ZM256 223H257V222H256ZM256 223H255V224H256ZM261 223H263V222H261ZM261 223H259V225H260ZM96 224H95V229H97V228H96ZM101 224H99V225H101ZM139 224H140V223H139ZM164 224H165V223H164ZM185 224H186V222H185ZM195 224H196V223H195ZM202 224H203V223H202ZM257 224H258V223H257ZM263 224H264V223H263ZM103 225L105 226V224H103ZM118 225H119V224H118ZM143 225H144V224H143ZM148 225H149V224H148ZM162 225H163V224H162ZM166 225H167V224H166ZM183 225H184V224H183ZM186 225H187V224H186ZM207 225H208V224H207ZM259 225H258V226H259ZM101 226H102V225H101ZM115 226H116V225H115ZM144 226H145V225H144ZM146 226H147V225H146ZM149 226H150V225H149ZM153 226H154V225H153ZM184 226H185V225H184ZM97 227H98V226H97ZM108 227H109V226H108ZM110 227H111V225H110ZM150 227H151V226H150ZM160 227H162V226L160 225ZM182 227H183V226H182ZM194 227H195V226H194ZM199 227H200V226H199ZM199 227H198V228H199ZM251 227H253V226H251ZM254 227H255V226H254ZM259 227H260V226H259ZM104 228H105V230H106V227H104ZM104 228H103V229H104ZM111 228H112L113 230L115 229V228H113V227H111ZM166 228H167V227H166ZM169 228H170V227H169ZM175 228H176V227H175ZM175 228H174V229H175ZM183 228H184V227H183ZM133 229H134V228H133ZM137 229H138V228H136V230H137ZM147 229H149V228H147ZM153 229H154V228H153ZM153 229H152V232H153ZM158 229H159V228H158ZM161 229H162V228H161ZM167 229H168V228H167ZM184 229H185V228H184ZM200 229H201V228H200ZM218 229H220V228H218ZM261 229H262V228H261ZM98 230H100V229H98ZM131 230H132V229H131ZM136 230H135V231H136ZM139 230H140V229H139ZM220 230H221V229H220ZM258 230H260V229L258 228ZM258 230H257V231H258ZM148 231H149V230H148ZM148 231H146V232H148ZM186 231H187V229H186ZM194 231H195V230H194ZM260 231H261V230H260ZM260 231H259V232H260ZM141 232H142V230H141ZM150 232H151V231H150ZM166 232H167V231H166ZM198 232H199V231H198ZM259 232H258V233H259ZM262 232H263V231H262ZM96 233H97V232H96ZM120 233H121V232H120ZM122 233H123V232H122ZM130 233H131V232H130ZM164 233H165V231H164ZM177 233H178V232H177ZM180 233H181V232H180ZM189 233H191V232L189 231ZM237 233H238V232H237ZM263 233H264V232H263ZM115 234H116V233H115ZM115 234H114V236H115ZM141 234H142V233H141ZM149 234H150V233H149ZM196 234H197V233H196ZM199 234H200V233H199ZM199 234H198V235H199ZM221 234H222V233H221ZM225 234H226V233H225ZM94 235H95V234H94ZM105 235H107V234H105ZM108 235H109V233H108ZM108 235H107V236H108ZM121 235H122V234H121ZM144 235H145V233H144ZM151 235H152V234H151ZM198 235H197V236H198ZM127 236H128V235H127ZM131 236L133 237V235H131ZM152 236H153V235H152ZM170 236H171V235H170ZM240 236H242V235H240ZM137 237H138V236H137ZM137 237H136V238H137ZM139 237H140V236H139ZM139 237H138V238H139ZM141 237H142V236H141ZM143 237H144V236H143ZM149 237H150V236H149ZM153 237H154V236H153ZM189 237H190V236H188V240H190ZM231 237H232V236H231ZM234 237H235V235H234ZM248 237H249V236H248ZM248 237H247V238H248ZM144 238H145V237H144ZM146 238H147V237H146ZM151 238H152V237H151ZM154 238H155V237H154ZM160 238H161V236H160ZM198 238H199V237H198ZM239 238H241V237H239ZM247 238H245V239H247ZM96 239H97V238H96ZM133 239L136 240L135 238H133ZM133 239H132V240H133ZM177 239H178V238H177ZM233 239H234V238H233ZM263 239H264V237H263ZM134 240H133V241H134ZM139 240H140V239H139ZM142 240H143V239H142ZM149 240H150V238H149ZM174 240H175V239H174ZM202 240H204V238H203ZM206 240H207V239H206ZM110 241H111V240H110ZM121 241H122V240H121ZM153 241H154V240H153ZM199 241H200V240H199ZM263 241H264V240H263ZM94 242H95V241H94ZM107 242H108V241H107ZM115 242H116V241H115ZM119 242H120V240H119ZM200 242H201V241H200ZM216 242H217V241H216ZM227 242H228V241H227ZM227 242H226V243H227ZM140 243H141V242H139V244H140ZM186 243H187V242H186ZM195 243H196V242H195ZM195 243H194V244H195ZM208 243H209V242H208ZM231 243H233V242L231 241ZM262 243H263V242H262ZM192 244H193V242H192ZM210 244H211V243H210ZM140 245H141V244H140ZM142 245H143V244H142ZM144 245H145V244H144ZM152 245H153V244H152ZM158 245H159V244H158ZM175 245H177V244H175ZM186 245H187V244H186ZM200 245H201V244H200ZM206 245H207V244H205V246H206ZM216 245H217V243H216ZM232 245H233V244H232ZM132 246H133V245H132ZM153 246H154V245H153ZM180 246H181V245H180ZM198 246H199V245H198ZM205 246H204V247H205ZM209 246H210V245H209ZM209 246H208V247H209ZM233 246H234V245H233ZM259 246H260V245H259ZM263 246H264V245H263ZM118 247H119V245H118ZM141 247H142V246H141ZM175 247H176V246H175ZM191 247H192V246H191ZM194 247H196V246H194ZM199 247H200V246H199ZM199 247H198V248H199ZM256 247H258V246H256ZM261 247H262V246H261ZM135 248H137V247H134V249H135ZM138 248H139V247H138ZM138 248H137V249H138ZM146 248L149 250L148 247H146ZM181 248H182V246H181ZM221 248H222V247H221ZM221 248H220V250H221ZM227 248H228V247H227ZM251 248H252V247H251ZM258 248H259V247H258ZM115 249H116V247H115ZM119 249H120V247H119ZM131 249H132V248H131ZM139 249H141V248H139ZM172 249H173V247H172ZM177 249H178V248H177ZM177 249H176V250H177ZM193 249H194V248H193ZM202 249H203V248H202ZM217 249H218V248H217ZM225 249H226V248H225ZM262 249H263V248H262ZM142 250H144V249H142ZM152 250H153V249H152ZM165 250H166V249H165ZM173 250H175V249H173ZM194 250H196V248H195ZM198 250H199V249H198ZM200 250H201V249H200ZM205 250H206V249H205ZM228 250H229V249H228ZM228 250H227V251H228ZM245 250H246V249H245ZM259 250H260V249H259ZM263 250H264V249H263ZM108 251H109V250H108ZM115 251H117V250H113V252H115ZM154 251H155V250H154ZM189 251H190V250H189ZM207 251H209V249H208ZM210 251H212V250H210ZM223 251H224V250H223ZM111 252H112V251H111ZM127 252H128V251H127ZM136 252H137V251H136ZM146 252H147V251H146ZM148 252H150V251H148ZM160 252H161V251H160ZM162 252H163V251H162ZM166 252H167V251H166ZM175 252H176V251H175ZM190 252H191V251H190ZM230 252H231V251H230ZM130 253H131V252H130ZM150 253H151V252H150ZM164 253H165V252H164ZM164 253H163V254H164ZM185 253H186V252H185ZM192 253H193V252H192ZM195 253H196V251H195ZM198 253H199V252H198ZM201 253L203 254V252H201ZM210 253H211V252H210ZM215 253H216V252H215ZM215 253H214V254H215ZM217 253H218V252H217ZM221 253H222V250H221ZM226 253H227V252H226ZM241 253H243V252H241ZM263 253H264V252H263ZM136 254H137V253H136ZM156 254H157V253H156ZM178 254H179V253H178ZM205 254H206V253H205ZM230 254H231V253H230ZM170 255H171V254H170ZM173 255H174V254H173ZM189 255H190V254H189ZM222 255H223V254H222ZM237 255H238V254H237ZM252 255H253V254H252ZM127 256H128V255H127ZM149 256H150V255H149ZM153 256H154V255H153ZM163 256H164V255H163ZM195 256H197V254H196ZM218 256H220V255H218ZM224 256H225V254H224ZM229 256H230V255H228V257H229ZM260 256H261V255H260ZM132 257H133V256H132ZM158 257H160V256L158 255ZM158 257L155 258V260L158 259ZM250 257H251V256H250ZM256 257H257V256H256ZM135 258H136V257H135ZM140 258H141V257H140ZM140 258H139V259H140ZM197 258H198V257H197ZM199 258H200V257H199ZM213 258H214V256H213ZM245 258H246V257H245ZM253 258L255 259L254 256H253ZM152 259H154V258L152 257ZM152 259H149V260L152 261ZM159 259H160V258H159ZM164 259H165V258H164ZM180 259H181V258H180ZM201 259H202V258H201ZM204 259H205V258H204ZM211 259H212V258H211ZM216 259H217V258H216ZM221 259H222V258H221ZM221 259L218 258V260H221ZM224 259H225V258H224ZM224 259H223V260H224ZM243 259H244V258H243ZM96 260H97V259H96ZM134 260H135V259H134ZM140 260H141V259H140ZM143 260H144V259H143ZM161 260H162V257H161ZM176 260H177V259H176ZM191 260H192V259H191ZM193 260H194V258H193ZM227 260H228V258H227ZM259 260H260V259H259ZM101 261H103V260H101ZM153 261H154V260H153ZM158 261H160V260H158ZM158 261H157V262H158ZM162 261H163V260H162ZM164 261H166V260H164ZM199 261H200V260H198V262H199ZM204 261H205V260H204ZM214 261H215V260H214ZM221 261H222V260H221ZM225 261H226V259L224 260V262H225ZM236 261H238V259H236ZM242 261H243V260H242ZM244 261H245V259H244ZM254 261H255V260H254ZM129 262H130V261H129ZM132 262H133V260H132ZM140 262H141V261H140ZM148 262H149V261H148ZM157 262H156V263H157ZM168 262H169V261H168ZM175 262H176V261H175ZM181 262H182V261H181ZM196 262H197V261H196ZM196 262H194V263H196ZM200 262H202V261H200ZM200 262H199V263H200ZM211 262H212V261H211ZM230 262H231V261H230ZM234 262H235V260H234ZM245 262H246V261H245ZM257 262L259 263V261H257ZM257 262L255 261V263H257ZM94 263H95V262H94ZM96 263H97V262H96ZM100 263H101V262H100ZM135 263H136V262H135ZM144 263H145V262H143V264H144ZM178 263H179V262H178ZM208 263H209V262H208ZM242 263H243V262H242ZM255 263H253V264H255ZM258 263H257V264H258ZM107 264H108V263H107ZM128 264H129V263H128ZM131 264H133V263H131ZM138 264H139V263H138ZM141 264H142V263H141ZM158 264H159V263H158ZM175 264H177V263H175ZM181 264H183V263H181ZM184 264H185V263H184ZM187 264H189V263H187ZM213 264H214V263H213ZM218 264H219V263H218ZM221 264H222V263H221ZM225 264H226V263H225ZM233 264H235V263H233Z\"/></svg>", "mask_w": 264, "mask_h": 264}]
</instances>
